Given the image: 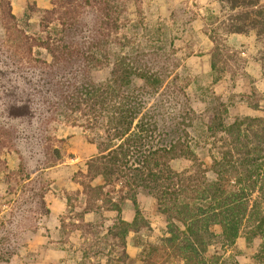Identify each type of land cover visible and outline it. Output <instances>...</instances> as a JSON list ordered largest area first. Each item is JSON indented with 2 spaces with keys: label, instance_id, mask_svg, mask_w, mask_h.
Masks as SVG:
<instances>
[{
  "label": "trees",
  "instance_id": "obj_1",
  "mask_svg": "<svg viewBox=\"0 0 264 264\" xmlns=\"http://www.w3.org/2000/svg\"><path fill=\"white\" fill-rule=\"evenodd\" d=\"M219 1L228 14L210 32L216 72L221 71V33H254L264 43V0ZM127 2L53 0L41 11L40 31L30 33L18 28L10 0H2L6 31L41 74L37 82L28 79L22 96L5 102L4 113L29 122L38 116L47 123L62 118L89 130L97 153L75 174L78 192L85 196V212L120 213L125 201L134 204L133 220L119 216L109 227L124 262L128 235L149 226L137 198L145 190L155 197L167 225L161 242L147 247L143 264H156L158 258L218 264L216 254L208 255L213 242L234 244L245 222L264 238V117L243 115L228 122L217 110L200 134L212 139L214 152L206 164L191 138L195 111L183 98L185 85L158 94L165 77L122 42ZM42 50L50 59L36 56ZM104 67L109 75L96 80L93 72ZM43 152L51 166L62 158L50 136ZM179 159L192 165L176 169L173 162Z\"/></svg>",
  "mask_w": 264,
  "mask_h": 264
},
{
  "label": "rangeland",
  "instance_id": "obj_2",
  "mask_svg": "<svg viewBox=\"0 0 264 264\" xmlns=\"http://www.w3.org/2000/svg\"><path fill=\"white\" fill-rule=\"evenodd\" d=\"M1 1L0 264H143L149 244L160 243L166 232L167 219L155 197L145 190L138 193L149 226L128 235L124 262L122 247L109 227L119 216L133 220L134 204L125 201L120 213L103 208L85 212V196L78 192L75 174L85 170L87 160L97 153L89 130L62 118L47 123L38 116L29 122L4 113L5 102L22 96L28 79L37 82L41 74L26 62L24 47L6 31ZM52 1L10 0L18 28L39 32L41 11L51 8ZM227 14L219 0H128L122 14L127 17L121 34L127 51L138 52L142 63L151 62L165 77L158 94L185 85L183 98L195 111L191 138L206 164L214 149L212 139L200 134L207 132L217 110L228 122L243 115L264 117V43L254 33H221V71L212 68L215 41L210 32ZM37 54L50 59L44 50ZM109 73L104 67L93 76L101 81ZM46 136L62 152L52 166L43 152ZM190 165L191 160L173 162L176 169ZM261 205L264 211L263 200ZM253 227L245 222L232 245L215 240L208 255L216 254L213 260L218 258V264H264V238L255 235ZM156 264L183 261L158 258Z\"/></svg>",
  "mask_w": 264,
  "mask_h": 264
}]
</instances>
